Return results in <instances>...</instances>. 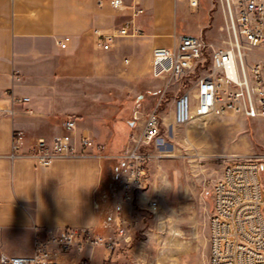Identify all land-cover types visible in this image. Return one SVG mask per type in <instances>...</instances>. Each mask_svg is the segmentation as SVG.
<instances>
[{
	"label": "crops",
	"instance_id": "obj_1",
	"mask_svg": "<svg viewBox=\"0 0 264 264\" xmlns=\"http://www.w3.org/2000/svg\"><path fill=\"white\" fill-rule=\"evenodd\" d=\"M180 1L194 12L200 7L199 1L197 8L189 0ZM137 2L144 14L135 19L134 36L117 38L104 50L96 31L112 33L127 20L115 13L110 0H0V249L5 254L31 255L36 235L48 231L108 232L118 181L109 157L131 147L129 131L137 128L140 134L151 113L141 117L136 110L127 123L128 113L114 101L141 97V90L150 88L146 79L155 47L172 49L183 35L220 43L221 1L214 24L210 0L204 22L179 35L173 24L176 0H160L157 6L156 0ZM63 37L71 38L66 49L57 44ZM171 37L175 44L169 42ZM122 68L129 70L126 75L119 74ZM12 94L30 101L12 107ZM11 108L13 115L5 112ZM70 118L77 121L76 140L88 136L103 141L105 151L58 157L50 165H40L28 155L36 138L65 133L63 124ZM16 131L24 132L26 139L22 150L14 152ZM107 148L116 154L108 155ZM107 191L110 212L102 208ZM146 200L138 191L136 206ZM14 240L23 244L10 246ZM101 254H91L93 264L100 263Z\"/></svg>",
	"mask_w": 264,
	"mask_h": 264
},
{
	"label": "built area",
	"instance_id": "obj_2",
	"mask_svg": "<svg viewBox=\"0 0 264 264\" xmlns=\"http://www.w3.org/2000/svg\"><path fill=\"white\" fill-rule=\"evenodd\" d=\"M223 7L220 43L183 35L174 48L155 47L152 50L151 74L162 79L166 90L174 83L194 78V90L180 94L176 101L171 127L187 126L195 119L223 117L235 114L255 119L264 118V60L254 57L264 54V0H219ZM198 7V0H189ZM115 13L127 18L112 33L96 31L98 45L110 50L114 40L134 36L131 31L137 17L144 13L137 0H110ZM70 37L57 41L62 49ZM206 72L198 76V70ZM166 90L160 96H165ZM29 97L11 95V106L28 103ZM159 102V104H160ZM13 115V108L5 111ZM31 112V111H30ZM66 132L51 139L36 138L29 151H105L103 141L82 136L76 140L78 129L74 118L63 124ZM161 121L157 108L152 111L143 131L130 136L127 151H145L160 137ZM26 135L16 131L13 151H21ZM147 151V150H146ZM147 176L146 167H123L117 182L116 203L112 217L119 237L131 241L133 207L138 191ZM264 167H224L213 186V208L209 217L208 264H264ZM147 209L156 213L159 201L150 198ZM88 229H58L36 235L34 252L28 256H10L0 249V264H65L64 255L83 247L100 244L112 248V241L91 236ZM115 245V244H114ZM81 264H90L88 259Z\"/></svg>",
	"mask_w": 264,
	"mask_h": 264
},
{
	"label": "rangeland",
	"instance_id": "obj_3",
	"mask_svg": "<svg viewBox=\"0 0 264 264\" xmlns=\"http://www.w3.org/2000/svg\"><path fill=\"white\" fill-rule=\"evenodd\" d=\"M176 1L177 6H172L175 34L187 32L189 26L204 22L210 0H198L200 7L196 12L187 8L184 1ZM159 2L156 0L155 5ZM218 2L213 0L210 12L213 24ZM168 40L171 44L176 43L173 37ZM262 53L255 52L253 55L264 60ZM206 67L197 71L198 76L205 74ZM151 69L150 59L149 77L146 79L150 88L141 90V97L115 100L114 103L128 113L125 119L127 123L134 120L136 110L144 117L157 108L161 133L158 140L144 149L149 153L150 160L146 163L147 176L140 190L143 200L146 197L148 201L156 198L160 208L152 213L147 209V203L136 206L135 200L130 242L119 237L109 217L106 222L108 232L92 230L90 233L92 237L98 236L105 242L112 241L113 247L100 244L94 248L73 250L64 255L65 264H81L85 258L93 264L91 254L94 251L103 253L99 264H208V221L213 208L212 193L216 180L227 165L264 156V118L250 119L228 114L195 119L187 126L173 129L170 124L173 122L175 101L180 94L194 90V78L174 83L166 90L164 80L153 78ZM128 71L122 68L119 74L126 75ZM139 94H135V97ZM137 130L131 129L129 138L132 134L138 135ZM127 150L122 149L116 157H109L114 180L119 181L123 175V161L118 157ZM107 152L108 155L115 153L111 148H107ZM110 197L111 192L107 191L101 198L102 201L106 200L102 208L109 212L113 210ZM19 244L23 243L14 240L10 246Z\"/></svg>",
	"mask_w": 264,
	"mask_h": 264
},
{
	"label": "bare ground",
	"instance_id": "obj_4",
	"mask_svg": "<svg viewBox=\"0 0 264 264\" xmlns=\"http://www.w3.org/2000/svg\"><path fill=\"white\" fill-rule=\"evenodd\" d=\"M88 154L90 153L86 151H30L28 155L40 165H50L58 157H77ZM13 156L15 157V155ZM118 158L123 161V167H146L147 161L150 160V155L145 151H125ZM226 167H264V156L238 161Z\"/></svg>",
	"mask_w": 264,
	"mask_h": 264
}]
</instances>
